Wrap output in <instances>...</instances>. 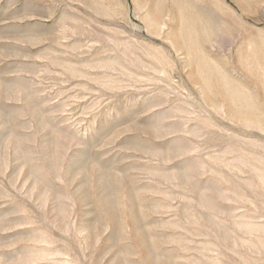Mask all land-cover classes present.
Returning a JSON list of instances; mask_svg holds the SVG:
<instances>
[{
	"label": "rangeland",
	"instance_id": "obj_1",
	"mask_svg": "<svg viewBox=\"0 0 264 264\" xmlns=\"http://www.w3.org/2000/svg\"><path fill=\"white\" fill-rule=\"evenodd\" d=\"M0 264H264V0H0Z\"/></svg>",
	"mask_w": 264,
	"mask_h": 264
},
{
	"label": "bare ground",
	"instance_id": "obj_2",
	"mask_svg": "<svg viewBox=\"0 0 264 264\" xmlns=\"http://www.w3.org/2000/svg\"><path fill=\"white\" fill-rule=\"evenodd\" d=\"M201 39V38H200Z\"/></svg>",
	"mask_w": 264,
	"mask_h": 264
}]
</instances>
